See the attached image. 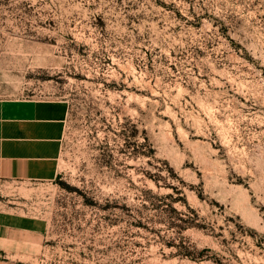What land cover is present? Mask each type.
Listing matches in <instances>:
<instances>
[{
  "label": "rangeland",
  "instance_id": "374dc122",
  "mask_svg": "<svg viewBox=\"0 0 264 264\" xmlns=\"http://www.w3.org/2000/svg\"><path fill=\"white\" fill-rule=\"evenodd\" d=\"M0 101L69 105L29 264H264V0H0Z\"/></svg>",
  "mask_w": 264,
  "mask_h": 264
},
{
  "label": "crops",
  "instance_id": "0c3cea01",
  "mask_svg": "<svg viewBox=\"0 0 264 264\" xmlns=\"http://www.w3.org/2000/svg\"><path fill=\"white\" fill-rule=\"evenodd\" d=\"M69 114L67 102L0 101V180L51 181ZM41 230L0 215V264H29L40 254Z\"/></svg>",
  "mask_w": 264,
  "mask_h": 264
}]
</instances>
